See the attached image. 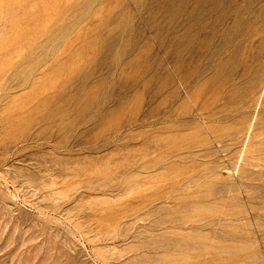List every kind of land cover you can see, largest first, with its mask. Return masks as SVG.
<instances>
[{
    "label": "rangeland",
    "instance_id": "374dc122",
    "mask_svg": "<svg viewBox=\"0 0 264 264\" xmlns=\"http://www.w3.org/2000/svg\"><path fill=\"white\" fill-rule=\"evenodd\" d=\"M0 55V264H264V0H0Z\"/></svg>",
    "mask_w": 264,
    "mask_h": 264
},
{
    "label": "bare ground",
    "instance_id": "6f19581e",
    "mask_svg": "<svg viewBox=\"0 0 264 264\" xmlns=\"http://www.w3.org/2000/svg\"><path fill=\"white\" fill-rule=\"evenodd\" d=\"M3 11H4V9H3ZM3 18V17H2ZM182 22V21H181ZM8 23V22H7ZM216 24V23H215ZM4 26V25H3ZM22 39H24V38H22ZM74 39H76V37L74 38ZM6 40V39H5ZM23 41V40H22ZM85 42V41H84ZM83 42V43H84ZM86 42H88L87 40H86ZM23 43V42H22ZM17 44V43H16ZM92 44V43H91ZM4 45V44H3ZM84 45V44H83ZM86 45V44H85ZM87 45H90V44H88L87 43ZM91 46V45H90ZM93 46V45H92ZM91 46V47H92ZM94 48V47H93ZM80 49V48H79ZM83 49H86V48H84V46H83V48H82V50ZM92 49V48H91ZM95 51V50H94ZM69 54H71V53H69ZM6 55V54H5ZM4 58L5 57H3V55H0V61H3L4 62ZM4 65H5V63H3ZM7 64V63H6ZM2 65H0V67H1ZM4 67V66H3ZM2 67V68H3ZM17 68V67H16ZM2 71V70H1ZM3 73V72H2ZM1 75V74H0ZM46 81H48V80H46ZM53 81V80H52ZM1 82V81H0ZM43 82V81H42ZM41 82V83H42ZM37 85H38V83H36ZM3 85V84H2ZM41 85V84H40ZM39 86V85H38ZM89 86V85H88ZM85 87V86H84ZM3 88V87H2ZM43 88V87H42ZM35 89V88H34ZM99 89V88H98ZM39 91V90H38ZM76 94V93H75ZM88 96V95H87ZM93 96V95H92ZM77 97V96H76ZM51 98V97H50ZM49 98V99H50ZM73 98V97H72ZM77 98H79V97H77ZM76 98V99H77ZM93 98H95V97H93ZM92 98V99H93ZM39 100V99H38ZM71 100V99H70ZM69 100V101H70ZM86 100V99H85ZM95 100V99H94ZM35 101V100H34ZM33 101V102H34ZM52 101V100H51ZM76 101V100H75ZM91 101V100H90ZM26 103H22L21 104V113L18 115V118H19V120H17V123H15V125H14V127L15 128H19V127H25V126H23L25 123H27L28 122V118L27 117H25V112H30V111H32V112H36L37 110L39 111V109H40V107H42L43 108V106H46L47 104H48V98L46 97V98H44V99H40L39 100V102L37 103L36 102V104H34L33 103V105H31L30 103H32V102H30V103H28V101H25ZM66 102V101H65ZM74 103V102H73ZM76 104V103H75ZM74 104V105H75ZM91 104V103H90ZM94 104V103H93ZM88 105V104H87ZM86 105V106H87ZM86 106H84V107H86ZM60 107V106H59ZM74 106H72V108H73ZM41 108V109H42ZM53 108H54V106H53ZM47 109V108H46ZM68 109H70V107H69V104H67V106H61L60 108H57V109H52L51 111H49V112H47V113H45L46 115H44L45 117L43 118L44 120V122H43V125H44V123L46 122V124L48 123L47 121H48V119H49V121L50 122H52V121H54V118H55V116L57 115V114H60L61 116H63L64 117V115H67V114H69V113H72V112H70ZM87 109V108H86ZM85 109V110H86ZM24 111V112H23ZM29 115V114H28ZM32 117V115H29L28 117ZM59 116V115H58ZM57 116V117H58ZM61 116H59L60 118H61ZM69 116V115H68ZM47 117V118H46ZM70 118H68L69 120L71 119V116H69ZM72 117H73V115H72ZM59 118V119H60ZM106 118V117H105ZM39 119H41V118H39ZM63 119V118H62ZM30 121V120H29ZM56 121V120H55ZM34 122V121H33ZM41 123H42V119H41ZM67 123H68V121H67ZM51 124V123H50ZM59 124L63 127V126H65V124H66V120H61V122H59ZM73 124V123H72ZM68 126V125H67ZM25 136H26V139L28 138L29 140H32V141H35V140H37V139H39L40 138V132L39 131H34V132H32V133H29V134H24ZM24 136V137H25ZM43 139H46V137H44ZM214 225V224H213ZM204 235V234H203ZM200 243V242H199ZM226 248V247H225ZM179 253H180V251H179ZM182 259V258H181Z\"/></svg>",
    "mask_w": 264,
    "mask_h": 264
}]
</instances>
